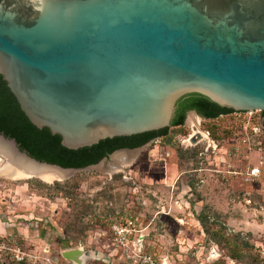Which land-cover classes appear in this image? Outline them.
<instances>
[{"label":"water","instance_id":"obj_1","mask_svg":"<svg viewBox=\"0 0 264 264\" xmlns=\"http://www.w3.org/2000/svg\"><path fill=\"white\" fill-rule=\"evenodd\" d=\"M0 75L29 120L72 150L170 127L189 94L264 111V0H0ZM196 118L191 111L186 120ZM193 130L197 144L203 134ZM158 139L63 168L0 133V175L117 171ZM62 256L89 257L83 248Z\"/></svg>","mask_w":264,"mask_h":264},{"label":"rangeland","instance_id":"obj_2","mask_svg":"<svg viewBox=\"0 0 264 264\" xmlns=\"http://www.w3.org/2000/svg\"><path fill=\"white\" fill-rule=\"evenodd\" d=\"M75 248L86 264H264L262 111L186 120L117 171L0 175V264H73Z\"/></svg>","mask_w":264,"mask_h":264},{"label":"trees","instance_id":"obj_3","mask_svg":"<svg viewBox=\"0 0 264 264\" xmlns=\"http://www.w3.org/2000/svg\"><path fill=\"white\" fill-rule=\"evenodd\" d=\"M190 110H195L204 118L211 120L234 112V110L217 105L201 94H189L178 101L170 127L132 136L107 138L91 147L72 150L62 145L59 135L52 134L48 128L36 127L29 120L7 82L0 75V133L15 139L20 148L33 158L63 168H84L97 164L104 157H108L120 148H136L150 140L168 137L172 128L184 126L186 114ZM262 114L264 115V111ZM30 183H39V181L32 180ZM55 186H60V183L57 182ZM199 219L204 225H207L206 215H200ZM24 263V260L17 262V264Z\"/></svg>","mask_w":264,"mask_h":264},{"label":"flooded vegetation","instance_id":"obj_4","mask_svg":"<svg viewBox=\"0 0 264 264\" xmlns=\"http://www.w3.org/2000/svg\"><path fill=\"white\" fill-rule=\"evenodd\" d=\"M191 111H194L198 116H201L200 114H198L195 110H190V111H188L187 112V114L189 113V112H191ZM187 114H186V117H187ZM201 117H203V116H201ZM204 118V117H203ZM206 119V118H205ZM185 121H186V119H185ZM185 123V122H184ZM150 141H152V140H150ZM149 143V142H148ZM148 143H146V144H148ZM146 144H144V145H142V146H145ZM139 147H141V146H139ZM136 148H138V147H136ZM120 149H134V148H120Z\"/></svg>","mask_w":264,"mask_h":264},{"label":"bare ground","instance_id":"obj_5","mask_svg":"<svg viewBox=\"0 0 264 264\" xmlns=\"http://www.w3.org/2000/svg\"><path fill=\"white\" fill-rule=\"evenodd\" d=\"M197 126H195V129H196ZM197 131V130H196ZM203 134V133H202Z\"/></svg>","mask_w":264,"mask_h":264}]
</instances>
